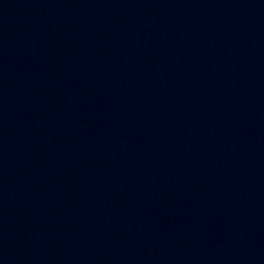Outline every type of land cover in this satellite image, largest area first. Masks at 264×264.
<instances>
[{
  "label": "water",
  "instance_id": "water-1",
  "mask_svg": "<svg viewBox=\"0 0 264 264\" xmlns=\"http://www.w3.org/2000/svg\"><path fill=\"white\" fill-rule=\"evenodd\" d=\"M0 264H264V0H0Z\"/></svg>",
  "mask_w": 264,
  "mask_h": 264
}]
</instances>
